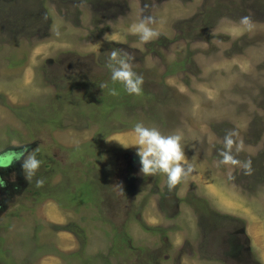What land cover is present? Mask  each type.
I'll use <instances>...</instances> for the list:
<instances>
[{
	"label": "rangeland",
	"instance_id": "rangeland-1",
	"mask_svg": "<svg viewBox=\"0 0 264 264\" xmlns=\"http://www.w3.org/2000/svg\"><path fill=\"white\" fill-rule=\"evenodd\" d=\"M112 50L140 94L112 82ZM138 122L182 135L193 170L172 189L140 173ZM233 131L238 163L218 165ZM17 151L0 264H264V0H0V156Z\"/></svg>",
	"mask_w": 264,
	"mask_h": 264
},
{
	"label": "clouds",
	"instance_id": "clouds-1",
	"mask_svg": "<svg viewBox=\"0 0 264 264\" xmlns=\"http://www.w3.org/2000/svg\"><path fill=\"white\" fill-rule=\"evenodd\" d=\"M154 23L151 16L144 17L139 23L130 26L129 31L138 35L141 43H148L156 39L159 33L154 30L150 25ZM240 24L244 28L250 29L251 23L248 17L241 18ZM242 28L241 30H244ZM120 50H112L109 54V59L116 61L119 64L118 68H112L111 80L112 82H120L123 84L128 94H140L142 90L143 77L137 75L133 71L132 66L125 58H119ZM112 67L111 65H108ZM135 133V144L137 146V155L140 158V173L145 177L158 173L167 176V187L172 189L177 185L182 178L187 177L192 172V166L188 165L186 168L181 163L185 160V154L181 146L182 135L174 133L170 135L162 134L157 128L145 127L143 123H136L133 129ZM236 133L229 132L224 137V148L226 151H221L220 156L222 159L217 161L218 165H236L238 161L231 155V150L234 145L233 136ZM124 146V145H123ZM126 147V146H124ZM129 147V146H127ZM242 148V144L237 146V151ZM24 156V151H17L14 156H5L2 162L7 161H20ZM41 161L36 158L34 154H30L24 159L22 168L25 171L26 178L31 181L32 177L40 168ZM243 167L248 168L249 165L245 164ZM231 179V175H229ZM42 181H38L37 185ZM4 182L0 180V187Z\"/></svg>",
	"mask_w": 264,
	"mask_h": 264
},
{
	"label": "water",
	"instance_id": "water-1",
	"mask_svg": "<svg viewBox=\"0 0 264 264\" xmlns=\"http://www.w3.org/2000/svg\"><path fill=\"white\" fill-rule=\"evenodd\" d=\"M7 156V155H6ZM8 156H10V155H8ZM3 157H5V156H0V166H5L6 164H10L11 163V161H13V160H11V161H7L6 163H4V162H2V158Z\"/></svg>",
	"mask_w": 264,
	"mask_h": 264
},
{
	"label": "flooded vegetation",
	"instance_id": "flooded-vegetation-1",
	"mask_svg": "<svg viewBox=\"0 0 264 264\" xmlns=\"http://www.w3.org/2000/svg\"><path fill=\"white\" fill-rule=\"evenodd\" d=\"M7 156H8V155H7ZM15 164H16V162H15V163L6 164L4 167H5V168H7V167L11 168V165L14 166ZM7 165H8V166H7ZM0 167H1V166H0ZM4 167H2V168H4ZM7 169H8V168H7Z\"/></svg>",
	"mask_w": 264,
	"mask_h": 264
},
{
	"label": "bare ground",
	"instance_id": "bare-ground-1",
	"mask_svg": "<svg viewBox=\"0 0 264 264\" xmlns=\"http://www.w3.org/2000/svg\"><path fill=\"white\" fill-rule=\"evenodd\" d=\"M186 151V150H185Z\"/></svg>",
	"mask_w": 264,
	"mask_h": 264
}]
</instances>
